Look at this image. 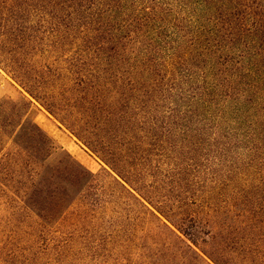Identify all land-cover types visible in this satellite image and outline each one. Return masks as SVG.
<instances>
[{"label": "trees", "instance_id": "obj_1", "mask_svg": "<svg viewBox=\"0 0 264 264\" xmlns=\"http://www.w3.org/2000/svg\"><path fill=\"white\" fill-rule=\"evenodd\" d=\"M0 69L2 264H264V0H0Z\"/></svg>", "mask_w": 264, "mask_h": 264}, {"label": "rangeland", "instance_id": "obj_2", "mask_svg": "<svg viewBox=\"0 0 264 264\" xmlns=\"http://www.w3.org/2000/svg\"><path fill=\"white\" fill-rule=\"evenodd\" d=\"M22 14H25L29 19L33 17V20H35L38 24H41V16L33 15L32 17H28V12ZM20 90L21 89H18V86L14 84V81L9 77V75L0 69V96L11 97L15 100L13 103L19 104L24 96ZM30 117L33 118L53 138L57 146L68 151L89 171L94 174H103L105 177L110 179L107 172V166L55 118H53L43 106L34 102L31 107ZM223 232L225 235L216 240L215 246H220V249L223 248L226 251V257L230 259L231 263L232 259L236 260L234 262L240 263V260L244 259L246 256L245 254L240 255L241 251H234L235 247H239L242 243L239 240L240 236L238 235V237L236 236L237 238H235L233 236L235 232H232V229H223ZM234 240H236L235 244L233 243ZM202 247L208 248L210 251L213 249L211 246H207L205 244H202ZM64 251V254L62 256H58L55 261L51 262V264H108V262L111 261L108 256H102L95 259L89 253L80 251V249H67ZM187 258L191 261V254L187 255ZM0 264H2L1 260Z\"/></svg>", "mask_w": 264, "mask_h": 264}]
</instances>
